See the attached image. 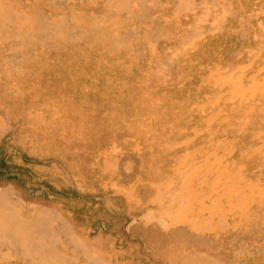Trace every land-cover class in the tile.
Masks as SVG:
<instances>
[{"label": "bare ground", "instance_id": "obj_1", "mask_svg": "<svg viewBox=\"0 0 264 264\" xmlns=\"http://www.w3.org/2000/svg\"><path fill=\"white\" fill-rule=\"evenodd\" d=\"M0 264H264V0H0Z\"/></svg>", "mask_w": 264, "mask_h": 264}]
</instances>
